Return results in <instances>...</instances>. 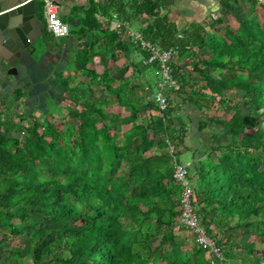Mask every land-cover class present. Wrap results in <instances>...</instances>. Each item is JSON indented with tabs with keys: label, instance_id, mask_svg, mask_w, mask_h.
<instances>
[{
	"label": "trees",
	"instance_id": "obj_1",
	"mask_svg": "<svg viewBox=\"0 0 264 264\" xmlns=\"http://www.w3.org/2000/svg\"><path fill=\"white\" fill-rule=\"evenodd\" d=\"M239 1L264 9L261 0H221L220 14ZM168 5L169 0H89L68 35L87 42L77 44L69 73H57L63 91L40 105L24 101L19 111L18 99L27 92L17 87V105L14 100L4 104L5 113L0 109V264H231L238 258V264H264V21L254 15L232 27L218 15L209 19L212 31L200 22L178 26L160 14ZM139 16L137 30L146 39L177 47L170 64L178 87L165 90L163 109L145 89H154L148 80L134 84L123 78L112 86L108 76L107 64L118 53L127 57L135 48L145 55L121 39L125 25L110 28V21ZM217 24L221 32L214 30ZM44 34L55 37L46 24ZM199 50L208 56L196 57ZM96 55L101 72L89 66ZM183 57L194 59L197 78L181 65ZM131 68L137 79L157 77V62L142 64L140 57ZM101 85L110 96L97 101L91 94ZM233 88L250 111L229 104L224 92ZM52 104L53 114L65 110L62 127L46 118ZM113 105L129 113L111 112ZM143 105L147 117L138 114ZM184 106L197 115L175 126V111L184 116ZM27 111L30 123L21 125ZM209 125L220 126L229 140L219 143L220 133L209 132ZM148 131L158 135L157 142ZM201 139L217 142L206 146ZM186 151L196 212L223 259L195 241L186 249L187 239L176 234L181 186L172 176L173 163H184ZM240 229L247 237L242 243ZM22 234L20 245L10 243Z\"/></svg>",
	"mask_w": 264,
	"mask_h": 264
},
{
	"label": "crops",
	"instance_id": "obj_2",
	"mask_svg": "<svg viewBox=\"0 0 264 264\" xmlns=\"http://www.w3.org/2000/svg\"><path fill=\"white\" fill-rule=\"evenodd\" d=\"M42 0H33V10L35 14L39 17V24L41 25V31L38 32V22L35 23V30L33 36L37 34V39L35 41L36 49H30L29 54L25 55L22 59L13 57V55L8 54L10 58L9 61L3 60V67L0 66V109L2 110L3 105H10L17 96L14 95L17 87L24 89L27 92V98L30 95L35 102L32 103L33 106L40 105L41 100H47L49 98L58 97L60 92L63 91V87L59 85L57 73L62 72L63 75H67L71 70L70 67L73 61V55L76 51L77 44H85L87 39L84 37L74 38L72 36L68 37H51L50 35L44 34V6L40 7V2ZM58 5V14L69 26V32L71 28L73 29L79 24V21L84 16V10L87 6L89 0H53ZM221 0H169V5L165 8L160 9V14H168L169 18L174 21L178 26H186L191 22H200L206 30H208L209 19L214 17V14H220L219 6ZM43 2V1H42ZM43 4V3H42ZM239 4H242L239 1ZM236 6V5H235ZM99 18L101 16L97 15ZM143 16H139V20L134 22L127 21L131 29H137L140 24V19ZM103 19V18H102ZM117 20V19H112ZM111 20V21H112ZM124 21V20H123ZM209 31H212L209 30ZM105 37H101L98 44L102 45ZM205 51V49H203ZM141 53L138 49L133 48L129 55L126 57L118 53V58L115 61H109V78L113 80L112 86H116L123 78L130 79L134 84L138 82H144L148 80L153 86V91L149 90V86L144 85L145 89L148 90L149 95L156 92L157 88V77L154 74H149L144 77L141 75L138 79L131 73V64L136 60L140 59ZM185 57L180 60L181 65L185 66L186 63L183 61ZM189 58H187L188 60ZM90 67L95 68L97 72H101L103 65L99 63V56L93 57V62L89 63ZM127 67L126 70L123 67ZM9 72L6 69H9ZM188 72V70H187ZM140 93V90H137ZM93 98L97 101L103 97H109L108 91L102 87H94ZM14 98V99H13ZM112 101L111 99H109ZM3 104V105H2ZM46 106V102H43ZM37 105V106H38ZM48 105V104H47ZM17 107V106H16ZM186 113L184 116L178 114L175 111L173 116L175 126L180 125L189 119L190 116L197 115L196 109L190 108L189 106H184ZM183 107V108H184ZM41 108L38 106L37 111ZM44 108V107H43ZM111 112H117L121 116H125L129 113L128 107H120L118 105H113L111 107ZM39 112V111H37ZM155 114L154 111H151ZM139 116L144 117L150 114L149 108L143 105L139 111ZM180 123L177 124L176 122ZM187 127L191 128L190 120L186 123ZM194 124V123H193ZM123 129L126 126L122 127ZM150 136H153L154 141L157 142L158 135L153 131H148ZM189 139L187 138V141Z\"/></svg>",
	"mask_w": 264,
	"mask_h": 264
},
{
	"label": "built area",
	"instance_id": "obj_3",
	"mask_svg": "<svg viewBox=\"0 0 264 264\" xmlns=\"http://www.w3.org/2000/svg\"><path fill=\"white\" fill-rule=\"evenodd\" d=\"M28 1V0H26ZM44 6L45 24L47 30L56 37H65L69 34V26L58 14V5L53 0H42ZM126 26V31L121 36L122 40L131 41L139 47L144 53L141 56L142 64L157 62V90L152 97L157 102L160 109L167 106L168 88L176 89L178 87L176 80L172 76L171 60L176 57L177 47L162 48L146 39L139 30L131 29L127 21L112 20L110 28H119ZM170 145V151L172 145ZM188 163H173V178L181 186L179 199V216L177 221L180 225L190 230L194 241L206 250L207 254H213L219 259H223L220 246L209 234L205 225L201 222L199 215L194 208L193 188L187 170Z\"/></svg>",
	"mask_w": 264,
	"mask_h": 264
},
{
	"label": "rangeland",
	"instance_id": "obj_4",
	"mask_svg": "<svg viewBox=\"0 0 264 264\" xmlns=\"http://www.w3.org/2000/svg\"><path fill=\"white\" fill-rule=\"evenodd\" d=\"M261 2H264V0H261ZM233 8L231 7L230 9H228V12H226V14H214L215 16H221V19L225 22H227L228 24H230L232 27H236L238 25V22L240 20H242L243 18H252L254 15H257V17L259 18L260 21H264V9L262 7H257L255 10H253L252 8L246 6L245 4H239L238 6L233 3ZM214 16V17H215ZM45 18V17H44ZM213 18V17H212ZM44 23H45V19H44ZM213 28H211V26L209 25L208 26V30H211ZM223 29V25L222 24H217L216 26H214V30L216 32H221ZM209 53H204V52H200V50L196 53V57H205V56H208ZM195 58V57H194ZM183 61L186 63L185 65V68L188 70V74L189 76H192V77H196V73L195 71L192 70V65H193V61L194 59L192 58H189L187 60V57H185L183 59ZM197 78V77H196ZM157 89V88H156ZM173 95V94H172ZM224 95H225V98L228 100L229 104L235 106L237 105L238 108L242 111V112H245V111H250L251 109L249 108V105H248V102L243 98V93L240 91V90H237L235 88L233 89H230V90H227L224 92ZM18 110L21 111V110H24L25 106H23V102H27L29 104L31 103H34L35 102V99H33L30 95V98H27V95H25V97H22L18 99ZM3 105V104H2ZM56 105V104H55ZM24 107V108H23ZM54 105H50V111L52 112V114L50 115H46V118H48V120H51V121H54L56 123V125L58 127H62L63 124L62 123H65L67 122L66 120V117L64 116V113H65V110L62 109V111H59L57 112L56 114L54 113L53 114V111H56L55 109L53 110ZM16 110H17V107H16ZM49 110V108H48ZM53 110V111H52ZM1 113H5V105H3V108H2V111ZM213 113V110L209 111V114H212ZM218 113L221 115V116H224V117H227L229 116L227 113L223 112V111H218ZM30 113L27 111L26 112V116H25V120L20 122L21 125H26L28 123H30V118H29V115ZM63 114V115H62ZM34 115H40L39 112L37 111H34ZM17 120V119H16ZM180 121L177 120V124H180L178 123ZM207 129L210 130L209 132L211 131H217L220 133V137L217 139V141H219V143H226L228 140H229V136L224 134L221 130V127L220 126H215V125H209L207 126ZM215 131V132H216ZM203 144H205L206 146H209V144H214L216 143L217 141L215 140H207V139H201L200 140ZM180 160L184 163H188L190 161V154L189 152H183L182 156L180 157ZM194 208H195V205H194ZM198 214V213H197ZM176 234L179 236V237H182V238H185L187 239V242L186 244L183 246L185 247L186 249H189V247H191L192 243L194 242V238H193V234L190 232V230H188L187 228L183 227L182 225H180L179 223L176 225ZM244 234L246 235L245 233V230L244 229H240L239 230V238L237 239V241L240 240V242H244L246 238H244ZM25 239V235L22 234L20 236H17V237H14L13 240L10 242L12 245H20L21 242ZM253 237H250L249 240H252ZM10 245V244H9ZM259 244L256 243V247H258ZM238 250V249H237ZM238 253L240 252V255L243 254V251H237ZM237 252L235 250V254L237 255ZM236 261H231V264H238L240 261L239 258L238 259H235ZM151 264H165L161 261L159 262H156V263H151ZM226 264V263H224Z\"/></svg>",
	"mask_w": 264,
	"mask_h": 264
},
{
	"label": "water",
	"instance_id": "obj_5",
	"mask_svg": "<svg viewBox=\"0 0 264 264\" xmlns=\"http://www.w3.org/2000/svg\"><path fill=\"white\" fill-rule=\"evenodd\" d=\"M39 17L33 10V0H0V66L9 61L8 54L22 59L30 49H36L37 34L33 36ZM9 69L6 71L9 72Z\"/></svg>",
	"mask_w": 264,
	"mask_h": 264
}]
</instances>
